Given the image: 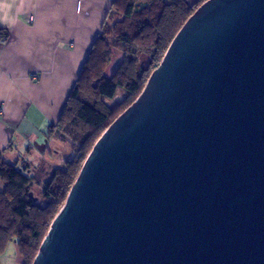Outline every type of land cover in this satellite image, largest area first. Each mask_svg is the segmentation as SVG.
I'll return each instance as SVG.
<instances>
[{
    "label": "water",
    "instance_id": "water-1",
    "mask_svg": "<svg viewBox=\"0 0 264 264\" xmlns=\"http://www.w3.org/2000/svg\"><path fill=\"white\" fill-rule=\"evenodd\" d=\"M177 33L32 264H264V0H208Z\"/></svg>",
    "mask_w": 264,
    "mask_h": 264
},
{
    "label": "trees",
    "instance_id": "trees-1",
    "mask_svg": "<svg viewBox=\"0 0 264 264\" xmlns=\"http://www.w3.org/2000/svg\"><path fill=\"white\" fill-rule=\"evenodd\" d=\"M206 1L113 0L56 127L71 143L75 157L40 185L38 200L31 190L39 183L28 164H9L0 154V256L15 243L24 264L33 263L97 139L139 97L177 32ZM6 38L0 30V39ZM114 50L123 60L106 78L103 70ZM141 56L148 59V70H137ZM118 88L123 90L122 99L111 106L108 100Z\"/></svg>",
    "mask_w": 264,
    "mask_h": 264
},
{
    "label": "crops",
    "instance_id": "crops-1",
    "mask_svg": "<svg viewBox=\"0 0 264 264\" xmlns=\"http://www.w3.org/2000/svg\"><path fill=\"white\" fill-rule=\"evenodd\" d=\"M112 2L0 0L7 33L0 39V154L9 164L26 163L31 173L28 159L40 141L51 154L58 119Z\"/></svg>",
    "mask_w": 264,
    "mask_h": 264
},
{
    "label": "rangeland",
    "instance_id": "rangeland-1",
    "mask_svg": "<svg viewBox=\"0 0 264 264\" xmlns=\"http://www.w3.org/2000/svg\"><path fill=\"white\" fill-rule=\"evenodd\" d=\"M122 60L123 59L121 53L115 50L112 51V61L110 65H108L103 70L102 76H106V78H111L115 73V70L118 65L122 62ZM137 70H148L147 58H144L142 56L139 57ZM122 96L123 90L121 88H118L116 91V96L112 100H108V104L114 106L116 102L122 99ZM50 144L53 146V148L50 150V155L48 154L49 151L44 152L45 154L43 153L44 148L47 146V144L45 143V141H40V146H38V144L36 145L37 148L39 147L36 154H34L33 157L28 159V161L32 163L34 168L32 169L30 175L37 181V183H39L38 186H34L31 190L38 200L41 195L40 185L49 180L51 173L55 168H63L65 162L71 161L72 158L75 157V151L72 150L71 143H69L67 138L64 137L62 134L59 135L56 140L51 139ZM1 189L2 184L0 182V190ZM0 264H24L20 252L18 251V247L15 243L11 244L7 248L6 253L0 256Z\"/></svg>",
    "mask_w": 264,
    "mask_h": 264
}]
</instances>
